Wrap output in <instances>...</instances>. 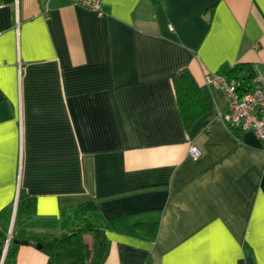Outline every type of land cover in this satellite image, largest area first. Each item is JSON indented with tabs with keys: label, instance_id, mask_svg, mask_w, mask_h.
<instances>
[{
	"label": "crops",
	"instance_id": "1",
	"mask_svg": "<svg viewBox=\"0 0 264 264\" xmlns=\"http://www.w3.org/2000/svg\"><path fill=\"white\" fill-rule=\"evenodd\" d=\"M102 8L0 0V213L20 190L38 219L95 201L99 264H264V150L226 127V97L205 81L238 63L264 72V0ZM182 69L206 105L188 127L172 79ZM8 243L0 264H48L28 243L5 262Z\"/></svg>",
	"mask_w": 264,
	"mask_h": 264
},
{
	"label": "trees",
	"instance_id": "2",
	"mask_svg": "<svg viewBox=\"0 0 264 264\" xmlns=\"http://www.w3.org/2000/svg\"><path fill=\"white\" fill-rule=\"evenodd\" d=\"M255 68L249 63H238L222 70L227 76L237 77L241 82H248L255 74ZM175 97L183 123L188 127L191 122L203 114L206 105L191 74L182 69L172 77ZM238 135L239 131L230 129ZM12 213L11 207L0 213V222L4 229L0 237L7 240L5 262L13 261L16 248L21 240L34 245L47 256L48 264H99L105 244L104 224L95 201L88 199L80 204L63 209L60 220L38 219L35 216V199L23 191H19L15 216L10 238L8 227ZM60 225L61 232L52 236L44 232L33 231L35 225L52 227ZM90 255L87 259L86 251Z\"/></svg>",
	"mask_w": 264,
	"mask_h": 264
},
{
	"label": "built area",
	"instance_id": "3",
	"mask_svg": "<svg viewBox=\"0 0 264 264\" xmlns=\"http://www.w3.org/2000/svg\"><path fill=\"white\" fill-rule=\"evenodd\" d=\"M94 11L98 16L104 14L103 0H72ZM256 70V69H255ZM207 85L220 91L227 100L224 111L218 113L226 127L239 132L251 131L260 141L264 150V72L259 70L248 82H241L237 77L227 76L224 72L208 73L205 77ZM201 152L197 146L190 144L188 155L195 160ZM16 209V199L13 203V213L8 227V237L11 236Z\"/></svg>",
	"mask_w": 264,
	"mask_h": 264
},
{
	"label": "water",
	"instance_id": "4",
	"mask_svg": "<svg viewBox=\"0 0 264 264\" xmlns=\"http://www.w3.org/2000/svg\"><path fill=\"white\" fill-rule=\"evenodd\" d=\"M20 243L26 244L27 241L26 240H21ZM89 255H90V251H89V249H87V251H86V257H87V259L89 258Z\"/></svg>",
	"mask_w": 264,
	"mask_h": 264
}]
</instances>
